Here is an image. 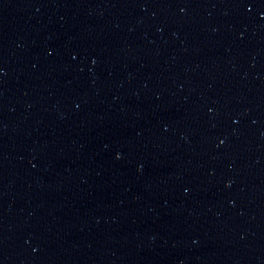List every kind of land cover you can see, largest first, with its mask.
Listing matches in <instances>:
<instances>
[{"label": "water", "instance_id": "95a60500", "mask_svg": "<svg viewBox=\"0 0 264 264\" xmlns=\"http://www.w3.org/2000/svg\"><path fill=\"white\" fill-rule=\"evenodd\" d=\"M0 264H264V0H0Z\"/></svg>", "mask_w": 264, "mask_h": 264}]
</instances>
